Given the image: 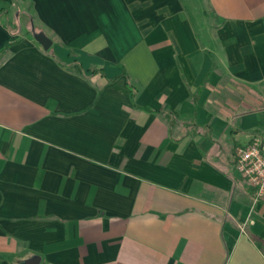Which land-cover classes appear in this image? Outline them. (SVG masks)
<instances>
[{
	"label": "crops",
	"instance_id": "crops-1",
	"mask_svg": "<svg viewBox=\"0 0 264 264\" xmlns=\"http://www.w3.org/2000/svg\"><path fill=\"white\" fill-rule=\"evenodd\" d=\"M255 132L264 0H0V264H264Z\"/></svg>",
	"mask_w": 264,
	"mask_h": 264
},
{
	"label": "built area",
	"instance_id": "built-area-1",
	"mask_svg": "<svg viewBox=\"0 0 264 264\" xmlns=\"http://www.w3.org/2000/svg\"><path fill=\"white\" fill-rule=\"evenodd\" d=\"M236 169L255 190L256 199L264 197V132H255L249 142L235 147Z\"/></svg>",
	"mask_w": 264,
	"mask_h": 264
},
{
	"label": "water",
	"instance_id": "water-1",
	"mask_svg": "<svg viewBox=\"0 0 264 264\" xmlns=\"http://www.w3.org/2000/svg\"><path fill=\"white\" fill-rule=\"evenodd\" d=\"M32 29H33L34 38L39 43H41L45 49L48 50L53 44L52 40L48 37V35L43 30L37 31L34 28ZM39 263H40V257H34V259L27 261L26 264H39Z\"/></svg>",
	"mask_w": 264,
	"mask_h": 264
},
{
	"label": "trees",
	"instance_id": "trees-1",
	"mask_svg": "<svg viewBox=\"0 0 264 264\" xmlns=\"http://www.w3.org/2000/svg\"><path fill=\"white\" fill-rule=\"evenodd\" d=\"M166 116H167L169 122H171V125L172 126L175 125L173 115H172V113L170 111L166 113Z\"/></svg>",
	"mask_w": 264,
	"mask_h": 264
}]
</instances>
